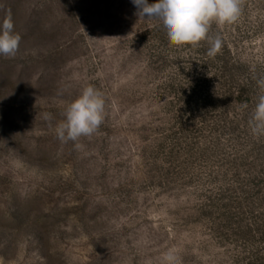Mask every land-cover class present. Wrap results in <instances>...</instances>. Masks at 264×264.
Returning <instances> with one entry per match:
<instances>
[{
	"label": "rangeland",
	"instance_id": "obj_1",
	"mask_svg": "<svg viewBox=\"0 0 264 264\" xmlns=\"http://www.w3.org/2000/svg\"><path fill=\"white\" fill-rule=\"evenodd\" d=\"M241 7L209 57L131 0H0L22 38L0 56V264H264V0ZM89 85L104 122L63 143Z\"/></svg>",
	"mask_w": 264,
	"mask_h": 264
},
{
	"label": "clouds",
	"instance_id": "obj_2",
	"mask_svg": "<svg viewBox=\"0 0 264 264\" xmlns=\"http://www.w3.org/2000/svg\"><path fill=\"white\" fill-rule=\"evenodd\" d=\"M131 3L139 19L155 21L163 29L170 46H195L207 41L209 57H215L222 47L219 37L209 35L211 25L234 24L242 13L241 0H156L153 4L148 0H131ZM21 39L11 16H6L0 22V56L15 57ZM257 87L262 94L258 96L248 126L254 137H264V77L257 79ZM63 115L64 119L55 127L61 142H76L80 137L93 135L105 119L103 94L91 85L84 87ZM44 119L51 120V114L46 113ZM163 264H178L177 257L169 252Z\"/></svg>",
	"mask_w": 264,
	"mask_h": 264
}]
</instances>
